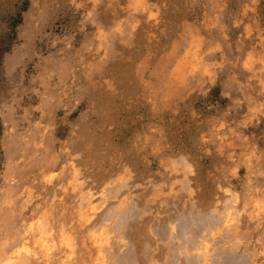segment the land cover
<instances>
[{"label":"rangeland","instance_id":"1","mask_svg":"<svg viewBox=\"0 0 264 264\" xmlns=\"http://www.w3.org/2000/svg\"><path fill=\"white\" fill-rule=\"evenodd\" d=\"M241 52L264 0H0V264H264L258 155L216 185L214 137L171 126L175 73Z\"/></svg>","mask_w":264,"mask_h":264},{"label":"crops","instance_id":"2","mask_svg":"<svg viewBox=\"0 0 264 264\" xmlns=\"http://www.w3.org/2000/svg\"><path fill=\"white\" fill-rule=\"evenodd\" d=\"M173 78L182 81L174 87L183 94L169 104L182 106L171 126L198 133L202 143L214 137L216 149L204 152L221 172L214 184L252 180L256 155L264 165V53H215L206 65L184 66Z\"/></svg>","mask_w":264,"mask_h":264},{"label":"clouds","instance_id":"3","mask_svg":"<svg viewBox=\"0 0 264 264\" xmlns=\"http://www.w3.org/2000/svg\"><path fill=\"white\" fill-rule=\"evenodd\" d=\"M3 75L9 84L12 80V72H5V70H3ZM60 104L61 106H65L64 119L61 120L57 117V121H59L57 124L61 130L66 131L69 135H75L78 130L76 121L79 119V116L75 119H69L68 117L70 113L80 105H83V107L80 108V116L86 115L93 107V99L84 91L73 90L66 96L61 93Z\"/></svg>","mask_w":264,"mask_h":264},{"label":"bare ground","instance_id":"4","mask_svg":"<svg viewBox=\"0 0 264 264\" xmlns=\"http://www.w3.org/2000/svg\"><path fill=\"white\" fill-rule=\"evenodd\" d=\"M114 190H115V189H114ZM209 227H210V226H209ZM217 251H219V250H217ZM214 257H215V255H214ZM218 258H219V257H218ZM219 263H221V262H219ZM222 263H223V262H222ZM215 264H218V263L215 262Z\"/></svg>","mask_w":264,"mask_h":264}]
</instances>
